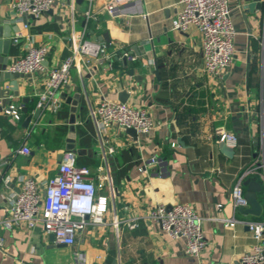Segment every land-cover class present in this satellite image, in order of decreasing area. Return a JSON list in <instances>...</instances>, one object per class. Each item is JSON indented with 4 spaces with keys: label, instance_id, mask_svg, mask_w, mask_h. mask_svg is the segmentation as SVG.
<instances>
[{
    "label": "crops",
    "instance_id": "crops-1",
    "mask_svg": "<svg viewBox=\"0 0 264 264\" xmlns=\"http://www.w3.org/2000/svg\"><path fill=\"white\" fill-rule=\"evenodd\" d=\"M12 1L0 0L2 22L18 25L34 44L47 45L45 65L49 68L61 64L70 53L72 35L79 36L84 30L86 38L104 42L100 37L107 32L111 53L136 46L133 54L137 60H127L125 65L114 56L112 68L93 65L81 72L74 68L60 89L61 96L79 95L75 144L86 150L77 154V163L90 168L95 180L109 174L98 190L109 203L104 223L89 224L78 233L73 246L50 240L41 222L34 227L2 224L0 264H237L256 240L246 225L224 226L222 218L264 220V178L259 174L249 175L244 182L260 183L261 214L242 213L231 203L232 188L244 168L264 162V8L245 14L243 5L251 1L229 0L237 30L235 61L214 78L204 72L197 29L182 32L171 28L179 11L178 0H140L123 16L101 10L96 19L85 16L87 0H56L40 16L19 21ZM105 1L95 0L96 8ZM18 32H12V40ZM24 47L19 43L11 46L7 70ZM152 53L160 78L154 74ZM44 77L36 72L16 79L17 96L10 90V102L0 112L2 219L21 179L33 176L44 185L57 172L60 154L65 151L71 105L64 100L59 113L42 109L34 116ZM9 82L0 85L9 88ZM122 91L128 94L126 103L146 107L155 122L149 133L138 134L136 140L117 125H101L94 116L103 99L120 101ZM10 105L21 106L19 120L6 114ZM219 130L235 133L238 145L222 146L217 140ZM24 147L30 149L29 154L18 151ZM152 155L158 161L144 166ZM243 185L246 192L248 184ZM179 202L190 204L203 218L207 245L198 261L185 254L182 238H173L144 219L154 204L168 208ZM135 217L139 225L129 229L126 221Z\"/></svg>",
    "mask_w": 264,
    "mask_h": 264
},
{
    "label": "built area",
    "instance_id": "built-area-1",
    "mask_svg": "<svg viewBox=\"0 0 264 264\" xmlns=\"http://www.w3.org/2000/svg\"><path fill=\"white\" fill-rule=\"evenodd\" d=\"M56 0H13L11 7L16 13L15 20H23L28 16H40L49 10ZM140 0H106L100 9L95 0H87L89 7L85 10L87 19H96L101 10L110 16H123L132 5ZM73 4V3H72ZM179 11L171 22V28L185 32L196 28L201 34L204 72L214 78L225 73L235 61L234 39L237 34L232 17L229 0H178ZM28 27L27 24L24 25ZM85 30L81 35H72L70 53L60 65L47 67L45 61L49 48L45 44H34L28 33L19 31L13 38L16 44H24V51L8 66L11 72L23 75L44 73L42 89L37 92L36 106L57 114L63 107L64 99L60 95L61 87L70 78L72 69L81 72L84 67L105 65L112 68L114 56H123L134 62L137 56L123 49L122 53L109 52V45L104 41L86 38ZM21 106L10 105L5 110L19 120ZM94 116L105 127L117 125L123 129L133 128L138 134H147L155 126L149 110L143 106H134L118 100L103 99L94 111ZM218 141L235 147L238 137L225 130L217 131ZM172 146L176 143L172 142ZM113 147L109 148L113 152ZM20 153L29 154V148H20ZM264 156V148H263ZM158 161L155 155L144 162V166ZM251 174H259L264 178V162L253 163L244 168L234 184L231 192V203L234 209L248 207L245 197L244 179ZM109 180V174L98 176L95 180L87 166L77 163V153L71 150L63 152L57 172L41 183L33 176L21 179L17 193L13 195L5 219L0 217V226L12 227L25 223L34 227L41 222L46 234L52 233L55 242L73 246L77 235L89 224L104 223V215L109 208L106 196H99L98 190ZM114 197V192L112 193ZM221 207V204H218ZM144 219L157 224L169 236L182 238L184 252L194 260H200L201 252L207 245L203 232V218L188 203H175L170 209L165 204H154ZM224 226L235 223L246 225L252 232L256 243L239 257L237 264H259L264 261V220H239L235 217L222 218ZM116 228L119 222L115 220ZM139 225V218L126 221L129 229ZM4 246V238L0 235V250ZM76 264H79L78 261Z\"/></svg>",
    "mask_w": 264,
    "mask_h": 264
},
{
    "label": "water",
    "instance_id": "water-1",
    "mask_svg": "<svg viewBox=\"0 0 264 264\" xmlns=\"http://www.w3.org/2000/svg\"><path fill=\"white\" fill-rule=\"evenodd\" d=\"M244 1H251V4H245L243 5V9L245 10V14L248 12H254L256 9H263L264 8V0H244ZM1 9H3V5L0 2V13ZM33 16V15H32ZM3 17L0 16V83H3L5 80H10L9 82V88H5L4 86L0 85V112L6 107L9 102V93L10 90L14 91V95L17 96V82L16 79L19 77H22L23 74L18 72H11L7 70V64L10 58V48L12 45L15 44V41L11 39L12 32L16 33L19 31L18 25H9L7 23L2 22ZM100 39H105L107 43L110 42V38L108 36V33H104ZM143 44V43H142ZM137 52V47L134 46L133 49H130L129 53ZM118 53H122L118 52ZM152 59L153 64L155 66L154 74L157 76V78H160L159 76V68L157 64V59L154 53H152ZM122 62L127 65V58L125 56L122 57ZM62 98L66 100L68 104L71 105V114L69 118L67 119V123L69 125V132L66 139V145L65 150H71L76 152L77 154H82L85 152L86 149L84 148H77L75 144V136H76V127L75 124L77 122V116H76V110H77V103L79 100V95L76 94L75 96H69L66 97L65 94L62 95ZM128 98V94L126 91H122L119 94V100L122 102H126ZM25 111V109H24ZM41 112V109H36L35 115L38 116V114ZM30 120V116L27 118V123ZM126 132L131 135L135 140L138 137V133L133 128H127ZM225 145L222 142V146ZM63 156V153L60 154V158ZM114 176H116V173H114ZM115 183V180L113 181ZM244 184H248L247 191L245 192V197L248 200V207H240L239 211L245 214H250L253 216H259L261 214L262 206L257 198V191L261 190V185L257 181L253 180H246ZM171 207H168L170 209ZM50 240L54 241V235L52 233L49 234ZM60 246H66L64 244H59Z\"/></svg>",
    "mask_w": 264,
    "mask_h": 264
},
{
    "label": "trees",
    "instance_id": "trees-1",
    "mask_svg": "<svg viewBox=\"0 0 264 264\" xmlns=\"http://www.w3.org/2000/svg\"><path fill=\"white\" fill-rule=\"evenodd\" d=\"M78 158H81V156H78ZM78 164L81 165V164L79 163V161H78Z\"/></svg>",
    "mask_w": 264,
    "mask_h": 264
}]
</instances>
